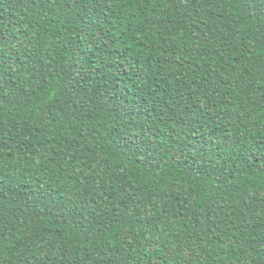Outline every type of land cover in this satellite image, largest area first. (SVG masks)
Segmentation results:
<instances>
[{
	"label": "trees",
	"instance_id": "obj_1",
	"mask_svg": "<svg viewBox=\"0 0 264 264\" xmlns=\"http://www.w3.org/2000/svg\"><path fill=\"white\" fill-rule=\"evenodd\" d=\"M0 264H264V0H0Z\"/></svg>",
	"mask_w": 264,
	"mask_h": 264
}]
</instances>
